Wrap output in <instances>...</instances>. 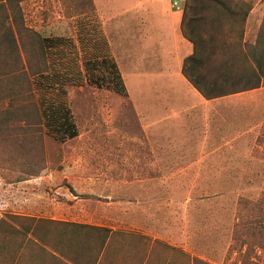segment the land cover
Here are the masks:
<instances>
[{"label":"rangeland","instance_id":"obj_1","mask_svg":"<svg viewBox=\"0 0 264 264\" xmlns=\"http://www.w3.org/2000/svg\"><path fill=\"white\" fill-rule=\"evenodd\" d=\"M249 1L244 39L252 43L264 0ZM18 10L20 25L42 33L50 69L76 67L82 82L63 86L76 136L58 141L37 117L31 129L21 122L0 131V219L111 228L116 232L103 252L108 264H264V83L216 104L215 126L230 137H216L213 152L176 160L167 154L160 168H149L144 161L156 154L145 144L141 111L128 90L139 97L144 81L165 88L176 80L174 70L150 71L159 45L150 41L131 60L127 15L101 23L92 0H20ZM96 29L126 95L86 83L85 54L102 50Z\"/></svg>","mask_w":264,"mask_h":264},{"label":"trees","instance_id":"obj_2","mask_svg":"<svg viewBox=\"0 0 264 264\" xmlns=\"http://www.w3.org/2000/svg\"><path fill=\"white\" fill-rule=\"evenodd\" d=\"M18 1L0 0V131L21 122L31 129L37 117L46 133L64 141L77 135L63 86L82 82L78 68L62 73L50 69L51 54L42 33L17 22ZM251 8L249 0L184 1L181 31L194 51L184 59L182 73L204 97L243 92L264 83V18L255 40L244 39ZM8 10L12 21H7ZM96 30L94 42L102 50L85 54L86 83L126 95L108 43ZM114 232L94 224L6 216L0 219V264H46L47 258L50 264H95Z\"/></svg>","mask_w":264,"mask_h":264},{"label":"crops","instance_id":"obj_3","mask_svg":"<svg viewBox=\"0 0 264 264\" xmlns=\"http://www.w3.org/2000/svg\"><path fill=\"white\" fill-rule=\"evenodd\" d=\"M92 2L101 23L108 17L114 19L127 15V26H130L127 45L132 54V57L129 56L131 60L135 62V53L148 49L151 45L148 43L155 41L159 45V61L150 71L163 73L167 69L172 74L174 70L178 80L179 86L176 85V80H173L165 88L157 87L150 80L144 81L139 97L132 96L128 90L133 106L141 111L145 144L147 148L152 147L156 154L153 155L152 161H144L147 162V167L160 168V163L167 161V154H172L171 159L176 160L181 153L213 152L216 137L229 139L230 132L217 128L213 117L216 104L224 101L230 94L206 98L182 73L184 59L194 51L193 44L182 35V9H172L169 0ZM164 2L166 4L162 6ZM246 23H249V16ZM175 29H179L178 34ZM164 45H169L170 48L166 49ZM146 152L149 153V149ZM103 257L102 253L100 260L95 261V264H108L104 262L107 258L103 260Z\"/></svg>","mask_w":264,"mask_h":264},{"label":"built area","instance_id":"obj_4","mask_svg":"<svg viewBox=\"0 0 264 264\" xmlns=\"http://www.w3.org/2000/svg\"><path fill=\"white\" fill-rule=\"evenodd\" d=\"M169 2H170L171 8L178 9V10L183 9L184 0H169Z\"/></svg>","mask_w":264,"mask_h":264}]
</instances>
